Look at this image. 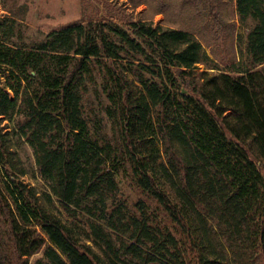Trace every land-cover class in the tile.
<instances>
[{"label": "trees", "instance_id": "trees-1", "mask_svg": "<svg viewBox=\"0 0 264 264\" xmlns=\"http://www.w3.org/2000/svg\"><path fill=\"white\" fill-rule=\"evenodd\" d=\"M234 11L252 22L247 68L220 69L192 33L143 20L73 24L28 45L0 19V264L41 250L35 264H264V0H234ZM90 90L107 101L110 138L91 127ZM7 117L93 245L20 179ZM119 173L178 236L144 202L130 211L116 199Z\"/></svg>", "mask_w": 264, "mask_h": 264}, {"label": "rangeland", "instance_id": "rangeland-1", "mask_svg": "<svg viewBox=\"0 0 264 264\" xmlns=\"http://www.w3.org/2000/svg\"><path fill=\"white\" fill-rule=\"evenodd\" d=\"M216 6L215 8L209 0H0V19L14 18L19 24L22 42L28 45L42 40L51 31L73 24L103 21L114 22L124 27L129 20H143L153 26L179 28L192 33L201 43L207 56L220 69L232 63L238 64L240 68H247L249 61L246 53V33L252 22L239 21L234 11V0H218ZM198 67L202 69L211 66L199 64ZM0 85L4 86L1 73ZM96 89L100 90L99 80ZM83 104L85 111L93 119L91 127H95L101 136L110 138L112 135L110 122L103 111L107 105L104 96L100 91L96 93L90 90L83 98ZM2 125L7 126L6 131L9 132L12 147L22 161L25 173L20 179L35 188L37 195L54 215L71 226L82 240H87L93 245L85 234L84 217L78 214L74 218L64 213L56 198L50 194L48 183L37 173L32 149L15 130L13 118H4ZM116 181L118 187L116 199L128 210L133 211L138 201L144 202L156 222L168 227L178 236L177 229L163 209L140 191L129 175L119 173ZM0 188L3 189L1 179ZM48 194L51 201L47 199ZM0 236L3 248L9 247L7 227L1 217ZM4 250L8 253L6 249ZM42 256L41 250L25 260L27 264H35Z\"/></svg>", "mask_w": 264, "mask_h": 264}]
</instances>
